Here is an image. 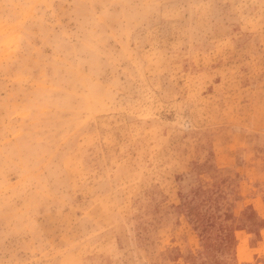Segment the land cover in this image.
I'll return each instance as SVG.
<instances>
[{
  "label": "rangeland",
  "instance_id": "374dc122",
  "mask_svg": "<svg viewBox=\"0 0 264 264\" xmlns=\"http://www.w3.org/2000/svg\"><path fill=\"white\" fill-rule=\"evenodd\" d=\"M262 214L264 0H0V264H229Z\"/></svg>",
  "mask_w": 264,
  "mask_h": 264
},
{
  "label": "crops",
  "instance_id": "0c3cea01",
  "mask_svg": "<svg viewBox=\"0 0 264 264\" xmlns=\"http://www.w3.org/2000/svg\"><path fill=\"white\" fill-rule=\"evenodd\" d=\"M253 210L262 213L258 204ZM243 221L234 238L236 259L229 264H264V223L254 224L252 218Z\"/></svg>",
  "mask_w": 264,
  "mask_h": 264
}]
</instances>
